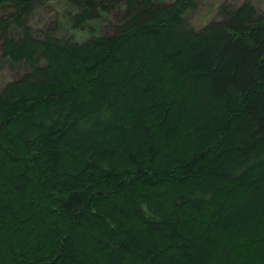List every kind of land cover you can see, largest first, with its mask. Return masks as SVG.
<instances>
[{
  "label": "trees",
  "instance_id": "trees-1",
  "mask_svg": "<svg viewBox=\"0 0 264 264\" xmlns=\"http://www.w3.org/2000/svg\"><path fill=\"white\" fill-rule=\"evenodd\" d=\"M41 1L0 0V264H264V0Z\"/></svg>",
  "mask_w": 264,
  "mask_h": 264
},
{
  "label": "rangeland",
  "instance_id": "rangeland-1",
  "mask_svg": "<svg viewBox=\"0 0 264 264\" xmlns=\"http://www.w3.org/2000/svg\"><path fill=\"white\" fill-rule=\"evenodd\" d=\"M209 0H201V4L202 3H206L208 2ZM211 1H216V0H211ZM39 4L41 5V8L38 9V13H37V18H36V21L38 20H43L44 18L47 19L48 22H54V21H59V35H64L66 34L67 31H69L68 29V26L66 25V17L65 15H62V14H58V16L60 17V19L58 18L57 14L55 16L52 15L51 12H53L54 10H57V8L60 6L61 8V5H58L56 6V4H58L55 0H46V3L45 1H41L39 2ZM200 4V5H201ZM203 5V4H202ZM57 7V8H56ZM202 8V6H201ZM199 10L197 12H194L192 14H189L187 16V21H188V25L190 27H197L199 26L200 24V20H199V16H200V13H201V9L198 8ZM205 11L206 10H209L208 9V6L206 4L205 6ZM95 25V28H96V31L97 33H102L104 35H108L112 32V29L109 28L107 25H104V24H94ZM13 36L14 37H18L20 35V37L22 36V32L18 33L16 30H14L13 32ZM77 33V32H76ZM90 32L86 33V34H80L78 35L77 34V37L74 36V38L76 37V40H85V41H88L92 36H90L89 34ZM9 65V66H8ZM10 67V64L8 63V60H4L2 59L1 62H0V81H2L4 78L8 77L10 74H12L13 70L9 68ZM25 68H28L27 67V64H23L20 69H17L15 72L19 73V72H23L25 71L26 69ZM11 72V73H10ZM16 73V74H17Z\"/></svg>",
  "mask_w": 264,
  "mask_h": 264
}]
</instances>
